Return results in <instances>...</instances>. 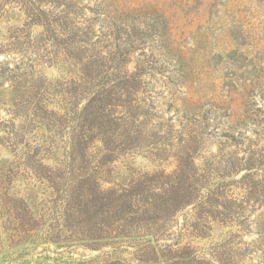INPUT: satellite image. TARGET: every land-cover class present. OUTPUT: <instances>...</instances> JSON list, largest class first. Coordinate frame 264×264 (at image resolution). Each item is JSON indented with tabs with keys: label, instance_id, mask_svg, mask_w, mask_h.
Listing matches in <instances>:
<instances>
[{
	"label": "rangeland",
	"instance_id": "1",
	"mask_svg": "<svg viewBox=\"0 0 264 264\" xmlns=\"http://www.w3.org/2000/svg\"><path fill=\"white\" fill-rule=\"evenodd\" d=\"M186 245L264 264V0H0V264Z\"/></svg>",
	"mask_w": 264,
	"mask_h": 264
},
{
	"label": "trees",
	"instance_id": "2",
	"mask_svg": "<svg viewBox=\"0 0 264 264\" xmlns=\"http://www.w3.org/2000/svg\"><path fill=\"white\" fill-rule=\"evenodd\" d=\"M67 200L66 203H73L80 207H88L93 209V213H98L103 215L105 218L115 217L117 218L120 215L127 214L125 207H127V200L123 197L122 194H117L114 191H106L105 193H92L91 196L86 197L83 194H78L76 197ZM74 199V200H73ZM191 201V200H190ZM189 201V202H190ZM188 201L185 204L189 203ZM81 209V208H80ZM86 237L90 238H98L101 237L100 234H88ZM185 248L188 250V254L186 257L176 255V257H180V260L184 262V264H208L204 262L202 259H198L193 254V247L190 245H186ZM152 251L153 248H152ZM105 264V263H102ZM110 264H121L119 262H112Z\"/></svg>",
	"mask_w": 264,
	"mask_h": 264
}]
</instances>
